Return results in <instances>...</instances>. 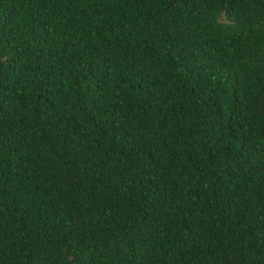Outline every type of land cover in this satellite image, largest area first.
Returning a JSON list of instances; mask_svg holds the SVG:
<instances>
[{"label": "trees", "instance_id": "obj_1", "mask_svg": "<svg viewBox=\"0 0 264 264\" xmlns=\"http://www.w3.org/2000/svg\"><path fill=\"white\" fill-rule=\"evenodd\" d=\"M0 264H264V0H0Z\"/></svg>", "mask_w": 264, "mask_h": 264}]
</instances>
